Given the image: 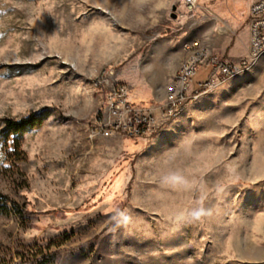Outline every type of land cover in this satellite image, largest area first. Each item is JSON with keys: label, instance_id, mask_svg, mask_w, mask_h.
<instances>
[{"label": "rangeland", "instance_id": "rangeland-1", "mask_svg": "<svg viewBox=\"0 0 264 264\" xmlns=\"http://www.w3.org/2000/svg\"><path fill=\"white\" fill-rule=\"evenodd\" d=\"M251 1L0 0V264H264V56L162 116L185 43L249 50ZM117 85L154 131L92 134Z\"/></svg>", "mask_w": 264, "mask_h": 264}, {"label": "built area", "instance_id": "built-area-1", "mask_svg": "<svg viewBox=\"0 0 264 264\" xmlns=\"http://www.w3.org/2000/svg\"><path fill=\"white\" fill-rule=\"evenodd\" d=\"M181 1L188 7H192L196 2V0ZM248 18L249 50L247 56L239 61H227L214 55L208 56L197 39L184 44L183 48L188 54L168 90L162 112L165 119L173 117L189 100L197 98L202 91L215 87L226 77L248 69L264 56V0L251 1ZM201 65L210 66L211 72L208 78L198 82L197 88L192 93L190 84ZM101 113L102 117L92 128V134L96 136L107 137L113 134L142 136L154 131L160 124L150 109L138 106L127 98V90L123 85H117L107 93Z\"/></svg>", "mask_w": 264, "mask_h": 264}, {"label": "trees", "instance_id": "trees-1", "mask_svg": "<svg viewBox=\"0 0 264 264\" xmlns=\"http://www.w3.org/2000/svg\"><path fill=\"white\" fill-rule=\"evenodd\" d=\"M210 69L203 71L202 74L195 78V81L205 79L209 74ZM196 76V75H195ZM42 121V115L38 113H31L27 117L20 119L19 121H14L10 119H4L5 126L10 128L11 130H19L24 128L27 125L38 124ZM21 212L26 216L27 213L21 209Z\"/></svg>", "mask_w": 264, "mask_h": 264}, {"label": "crops", "instance_id": "crops-1", "mask_svg": "<svg viewBox=\"0 0 264 264\" xmlns=\"http://www.w3.org/2000/svg\"><path fill=\"white\" fill-rule=\"evenodd\" d=\"M247 53H248V41H245L242 35L240 37H237L233 41V47L231 49L230 56L227 58V60H233V61L238 60L241 57L246 56Z\"/></svg>", "mask_w": 264, "mask_h": 264}, {"label": "water", "instance_id": "water-1", "mask_svg": "<svg viewBox=\"0 0 264 264\" xmlns=\"http://www.w3.org/2000/svg\"><path fill=\"white\" fill-rule=\"evenodd\" d=\"M172 10H175V6L172 7ZM172 16L174 17V13L172 14Z\"/></svg>", "mask_w": 264, "mask_h": 264}]
</instances>
